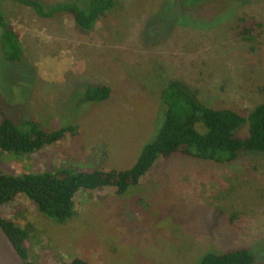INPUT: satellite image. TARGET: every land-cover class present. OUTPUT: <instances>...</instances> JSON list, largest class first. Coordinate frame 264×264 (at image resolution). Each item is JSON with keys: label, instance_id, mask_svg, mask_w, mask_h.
Instances as JSON below:
<instances>
[{"label": "rangeland", "instance_id": "1", "mask_svg": "<svg viewBox=\"0 0 264 264\" xmlns=\"http://www.w3.org/2000/svg\"><path fill=\"white\" fill-rule=\"evenodd\" d=\"M0 1L24 49L21 62H9L0 35V108L47 130L75 127L33 161L6 160L5 173L131 168L161 128V93L174 79L211 107L243 112L264 103V0H236L243 6L206 30L179 24L180 0H116L92 32L70 15L41 19ZM40 1L52 7L68 0ZM227 5L212 0L195 17L208 21L221 12L224 20ZM256 22L263 24L258 37L244 39ZM99 84L113 88L111 98L82 104L86 89ZM36 207L21 195L0 216L35 224L30 261L38 264H198L214 248L264 252V154L243 153L231 165L176 154L124 195L79 192L76 215L65 223Z\"/></svg>", "mask_w": 264, "mask_h": 264}, {"label": "trees", "instance_id": "2", "mask_svg": "<svg viewBox=\"0 0 264 264\" xmlns=\"http://www.w3.org/2000/svg\"><path fill=\"white\" fill-rule=\"evenodd\" d=\"M12 1L32 9L41 19L70 15L85 32H92L98 22L112 13L117 5L116 0H68L52 7L40 0ZM176 1L170 0L169 3ZM211 1L180 0L185 15L179 24L196 30L215 28L231 18L236 8L244 4L227 0L228 10L224 20L221 12L208 21L195 17V13L209 6ZM245 21L246 18L241 22ZM262 28V23L252 24L244 29L243 38L254 40ZM0 31L7 60L11 63L21 62L24 49L20 37L1 5ZM112 93L113 88L108 85H91L86 89L81 103H103L111 98ZM161 109L164 114L158 134L143 148L131 168L64 169L57 173L36 174L0 171V207L24 195L41 214L57 223H65L76 215V196L79 192L112 188L117 195H124L131 187L144 183L159 162L169 161L176 154L218 165H231L243 153L264 154V103L243 112L233 108L211 107L201 99L197 89L182 79H174L161 93ZM10 114L8 109L0 108V168L6 160L33 161L34 156L47 146L75 133L73 126L47 130L39 121H16ZM0 221L28 264H38L30 261L29 242L35 232V224L22 227L13 219L2 216ZM260 256L263 257L264 252L257 246H239L225 251L214 248L206 251L198 264H256ZM73 264L91 263L76 258Z\"/></svg>", "mask_w": 264, "mask_h": 264}, {"label": "water", "instance_id": "3", "mask_svg": "<svg viewBox=\"0 0 264 264\" xmlns=\"http://www.w3.org/2000/svg\"><path fill=\"white\" fill-rule=\"evenodd\" d=\"M0 264H28L0 221Z\"/></svg>", "mask_w": 264, "mask_h": 264}]
</instances>
